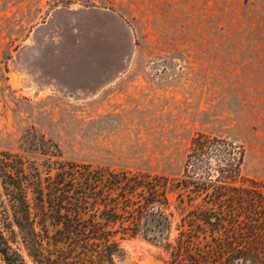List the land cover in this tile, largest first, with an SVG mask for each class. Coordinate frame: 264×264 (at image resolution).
<instances>
[{
	"label": "rangeland",
	"instance_id": "rangeland-1",
	"mask_svg": "<svg viewBox=\"0 0 264 264\" xmlns=\"http://www.w3.org/2000/svg\"><path fill=\"white\" fill-rule=\"evenodd\" d=\"M197 132L241 146L238 182L264 181V0H0V153L177 175ZM118 241L117 264H167Z\"/></svg>",
	"mask_w": 264,
	"mask_h": 264
},
{
	"label": "trees",
	"instance_id": "trees-1",
	"mask_svg": "<svg viewBox=\"0 0 264 264\" xmlns=\"http://www.w3.org/2000/svg\"><path fill=\"white\" fill-rule=\"evenodd\" d=\"M42 153L41 166L0 153V217L37 264H117L118 239L132 237L160 245L167 264H264V181H237L234 141L197 132L177 175ZM0 252L26 264L1 225Z\"/></svg>",
	"mask_w": 264,
	"mask_h": 264
}]
</instances>
